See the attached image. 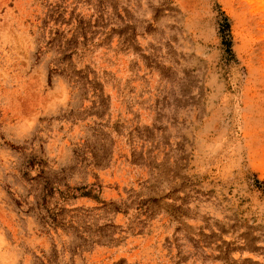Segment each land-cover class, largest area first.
Returning <instances> with one entry per match:
<instances>
[{
    "label": "rangeland",
    "instance_id": "obj_1",
    "mask_svg": "<svg viewBox=\"0 0 264 264\" xmlns=\"http://www.w3.org/2000/svg\"><path fill=\"white\" fill-rule=\"evenodd\" d=\"M0 264H264V0H0Z\"/></svg>",
    "mask_w": 264,
    "mask_h": 264
},
{
    "label": "trees",
    "instance_id": "obj_2",
    "mask_svg": "<svg viewBox=\"0 0 264 264\" xmlns=\"http://www.w3.org/2000/svg\"><path fill=\"white\" fill-rule=\"evenodd\" d=\"M229 23L226 17H223V21L221 22V32L223 35V40L224 45L226 46V54L228 56H231V50H230V42L226 40V37H229Z\"/></svg>",
    "mask_w": 264,
    "mask_h": 264
}]
</instances>
